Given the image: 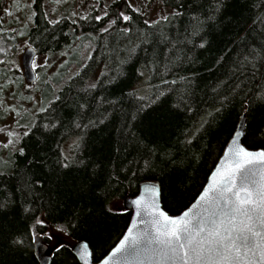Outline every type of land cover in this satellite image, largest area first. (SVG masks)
Here are the masks:
<instances>
[{"label": "trees", "instance_id": "1", "mask_svg": "<svg viewBox=\"0 0 264 264\" xmlns=\"http://www.w3.org/2000/svg\"><path fill=\"white\" fill-rule=\"evenodd\" d=\"M152 1L174 14L148 23L127 0H0V128L9 110L18 118L0 129V264H39L38 243L49 264H78L79 241L98 263L144 182L180 214L242 117L243 146L264 150V0ZM20 44L45 57L32 91Z\"/></svg>", "mask_w": 264, "mask_h": 264}, {"label": "snow or ice", "instance_id": "2", "mask_svg": "<svg viewBox=\"0 0 264 264\" xmlns=\"http://www.w3.org/2000/svg\"><path fill=\"white\" fill-rule=\"evenodd\" d=\"M121 17L125 22L131 19L123 13ZM31 66L37 67L35 58ZM242 134L239 127L225 152V160L231 158L234 167L219 179L214 174L196 204L179 217L159 207L156 186L146 187L151 211L140 207V200L133 202L144 226L134 222L101 264H264V150L244 148L239 142ZM13 135L9 133V143ZM36 223L44 226L42 220ZM37 235L33 233V242ZM39 235L51 238L48 233ZM77 254L81 264H91L87 244H81Z\"/></svg>", "mask_w": 264, "mask_h": 264}, {"label": "water", "instance_id": "3", "mask_svg": "<svg viewBox=\"0 0 264 264\" xmlns=\"http://www.w3.org/2000/svg\"><path fill=\"white\" fill-rule=\"evenodd\" d=\"M36 56V51L33 47H27L23 53L21 54V58H20V64H21V69H22V76L23 79L26 83H33L36 79L35 73L32 69L31 66V59L34 58ZM244 126H245V118L242 117L236 127V130L234 132V134L236 133L237 129L239 127L243 128V134L239 137V142L240 144L243 146L242 144V139L244 136ZM234 134L231 138V140L229 141V143L227 144V146L225 147L221 157L219 158L217 164L215 165L214 169L212 170V172L210 173L204 187L202 188L201 192L199 193V195L196 197V199L193 201V203L187 208L185 209L183 212H181L180 214L176 215V216H172V215H168L170 217H179L182 213H184L186 210L192 208V206L194 204H196V202L198 201V199L200 198V196L204 193L205 189L208 188V186L213 182L212 178L213 175L216 174V178L219 179L220 176L227 174V172L234 167V163L233 160L231 158L225 160V152L226 150L230 147L231 141L233 140ZM244 147V146H243ZM245 148V147H244ZM247 149V148H246ZM249 150V149H247ZM252 152H257V151H262V150H249ZM223 162V163H222ZM220 168L221 171L219 173H217V168ZM148 186H156L159 190V186L158 184L154 183V182H144L142 184H140L139 187V192L135 197H129L126 198L123 202V208L127 211L131 212V219L130 222L128 224V227L126 228L124 234L122 235V237L120 238V240L117 242V244L110 250V252L102 259L100 260L98 263H94L91 259V264H101V262L117 247L120 245L121 240L123 239V237L128 233L129 228H131L133 226V223L136 222L138 224L139 227H143V223L139 220V218L137 217L136 213H137V206L134 205V201L136 200H140L141 201V205L140 207L142 208H147L149 211H151L150 207H149V202H150V195H146L145 193V188ZM158 201H159V207L163 210L162 205H161V201H160V190H159V195H158ZM164 211V210H163ZM165 212V211H164ZM166 213V212H165ZM148 217L146 216L145 219H147ZM81 244H86L85 242L79 241L77 242L73 248H72V253L75 256L78 264H81V260L78 256V248ZM89 250V248H88ZM90 251V250H89ZM36 256H37V260L39 264H49L50 263V256H49V251L41 244L38 243L36 244ZM111 264V262H110Z\"/></svg>", "mask_w": 264, "mask_h": 264}, {"label": "rangeland", "instance_id": "4", "mask_svg": "<svg viewBox=\"0 0 264 264\" xmlns=\"http://www.w3.org/2000/svg\"><path fill=\"white\" fill-rule=\"evenodd\" d=\"M129 2V4L138 12L142 13L145 17V20L148 23H154L158 20L164 19V17H167L169 15L174 14V10L166 8L164 6H162L160 3H158L157 1H152V0H127ZM2 10H0V16L4 14V23L8 22V19L5 17V13L8 11L9 7L8 5H4L2 8ZM5 44V37L0 38V49L3 48ZM28 47L27 44H20L18 46V48L20 49L18 51V53L16 54V63L17 66L19 68L20 73L22 74V69H21V64H20V58H21V54L23 53V51ZM66 56V52L56 56L51 64V68H50V72H54L57 70L58 65L62 62L63 58ZM35 61H36V65L37 67L35 68L34 73L36 76V70L43 65V62L45 60L44 56H35ZM22 76V75H21ZM23 78V77H22ZM36 80L37 77L35 79V81L33 83H26L24 80V84H25V88H27L26 90H34L36 88ZM9 94H7V100L10 101L9 98ZM36 96H33V98H30V106H31V112L34 114L35 111H37V109L39 108V103L36 100ZM28 107V106H27ZM17 116L15 115L13 110H9L7 113V117L3 120V124H1V128L3 127H12L14 122L17 120ZM0 128V129H1ZM7 142V137L0 132V145L1 144H5ZM50 253V252H49Z\"/></svg>", "mask_w": 264, "mask_h": 264}]
</instances>
